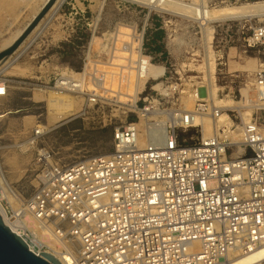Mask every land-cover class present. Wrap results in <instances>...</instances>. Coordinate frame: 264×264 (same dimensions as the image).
<instances>
[{"label": "rangeland", "instance_id": "1", "mask_svg": "<svg viewBox=\"0 0 264 264\" xmlns=\"http://www.w3.org/2000/svg\"><path fill=\"white\" fill-rule=\"evenodd\" d=\"M44 1L0 0V53L36 20L49 2L43 6ZM262 25L264 0H63L58 9L52 7L0 64V84L6 89L0 96L4 217L26 226L43 251L73 257L68 250L74 254L78 245L68 241L67 249L52 232L43 231L24 212L25 203L46 167L110 155L114 132L138 121L134 104L141 108L146 97L156 100L146 114L151 122L165 121L166 111L194 112L198 102H208L219 117L201 115L209 128L205 138L216 134L235 141L228 152L234 158L242 136L226 131L221 115L232 127L252 118L264 126V104L255 88L264 69V46L247 43L252 30ZM144 26L161 54L150 56L148 78H140L143 72L135 69L139 55L133 36ZM70 71L95 74L104 82L94 86L87 80L83 93L56 95L50 89L54 78ZM91 97H97L96 104ZM203 135L197 123L179 137L191 143ZM140 141L145 142L144 130ZM26 216L35 222L27 223Z\"/></svg>", "mask_w": 264, "mask_h": 264}, {"label": "built area", "instance_id": "2", "mask_svg": "<svg viewBox=\"0 0 264 264\" xmlns=\"http://www.w3.org/2000/svg\"><path fill=\"white\" fill-rule=\"evenodd\" d=\"M133 37L135 69L148 78L150 56L161 55L158 42L146 26ZM247 43L264 46V25L252 30ZM70 73L54 78L50 89L56 95L83 93L87 80L94 86L104 82L84 71ZM255 88L264 104V69ZM5 95L0 84V96ZM96 98L88 100L96 104ZM143 102L141 108L134 104L138 121L114 132L110 155L46 167L24 212L65 248L68 241L78 245L74 264H264V256L249 259L264 251V126L257 118L241 122L242 142L233 158L232 143L216 134L180 140V131L197 126L193 115L219 117L208 102H198L194 112L164 111L166 120L159 122L146 115L156 100ZM143 130L147 140L141 146ZM15 224L39 255L43 250L33 234Z\"/></svg>", "mask_w": 264, "mask_h": 264}, {"label": "water", "instance_id": "3", "mask_svg": "<svg viewBox=\"0 0 264 264\" xmlns=\"http://www.w3.org/2000/svg\"><path fill=\"white\" fill-rule=\"evenodd\" d=\"M57 0H49L36 20L24 32V34L9 48L0 53V62H5L12 53L30 34L39 21L54 6ZM4 64V63H3ZM0 264H60L53 256L40 253L36 255L29 248L26 242L11 231L0 217Z\"/></svg>", "mask_w": 264, "mask_h": 264}, {"label": "bare ground", "instance_id": "4", "mask_svg": "<svg viewBox=\"0 0 264 264\" xmlns=\"http://www.w3.org/2000/svg\"><path fill=\"white\" fill-rule=\"evenodd\" d=\"M49 0H45L44 1V4H43V6L48 2ZM62 1L63 0H57L56 2H55V4H54V6L53 7H56V9H58L59 8V6L61 5V3H62ZM22 44V43H21ZM20 44V45H21ZM19 45V46H20ZM19 46H17V48L15 49V51L19 48ZM15 51L13 52V53H15ZM25 51V50H24ZM12 53V54H13ZM19 55H21V54H19ZM18 55V56H19ZM18 56H17V58H18ZM11 57V56H10ZM17 58H14L15 60L17 59ZM8 59V58H7ZM7 59L5 60V62L7 61ZM13 59V58H12ZM14 60V61H15ZM5 62H0V64H3V63H5ZM12 63V62H11ZM1 73V72H0ZM258 98V97H257ZM221 119H223L224 121H225V123H226V125L225 126H227V129H226V131H229V133H232V134H235L236 133V135H239V136H242V129H241V126H234V127H232V125L230 124V122H228L227 121V116H226V114H222L221 115ZM193 121H194V124L195 125H197V123H198V125L199 126H201L202 127V132L204 133V135H203V138H205V133H207L208 131H209V128L207 127L208 125H207V123L205 122V120H204V118L201 116V115H193ZM213 129L215 130V124H213ZM206 131V132H205ZM207 138V137H206ZM146 137H145V142L144 143H141V141H140V138H139V141H140V145L141 146H144L145 144H146ZM240 142V141H239ZM232 143H235V141H233ZM0 217H1V219H2V221H3V223L11 230V231H13L15 234H17L19 237H21L22 236V231H21V228H17V224H15L16 222H8V220L4 217V214H3V212H2V210H1V208H0ZM31 218H29V216H26V218H25V220L27 221V223L29 222L30 223V225L32 224V221H34L33 219L32 220H30ZM35 222V221H34ZM28 225V224H27ZM19 227V226H18ZM21 227H24V228H27L26 226H24V225H22ZM49 238V237H48ZM47 239V238H46ZM51 245V244H50ZM31 250H33V246L32 245H30V247H29ZM68 252L73 256L74 254L70 251V250H68ZM40 253H46V254H49V255H51V256H53L54 257V259H57L58 260V262L60 263V264H74V260H73V257H71L69 254H65V253H63V254H61V253H54V252H48V251H40ZM261 256H264V251H262V252H259V253H254V254H252L250 257H249V259H257V258H259V257H261Z\"/></svg>", "mask_w": 264, "mask_h": 264}]
</instances>
